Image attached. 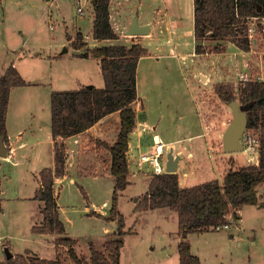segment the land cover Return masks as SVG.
<instances>
[{
  "label": "rangeland",
  "instance_id": "1",
  "mask_svg": "<svg viewBox=\"0 0 264 264\" xmlns=\"http://www.w3.org/2000/svg\"><path fill=\"white\" fill-rule=\"evenodd\" d=\"M50 1L0 0V76L2 65L7 61L6 65L13 63L27 82L12 91L7 128L11 137L4 136L8 150L0 157V264H7L5 242L12 253L31 252L30 255L47 259L56 257L61 264H74L68 248L56 243L65 235L38 233L33 229L44 221L45 201L37 198L44 187L39 172L54 164L48 132L51 94L55 90L91 85L105 87L99 58L73 56L77 52L76 43L84 44L83 52L89 54L93 47L105 42L93 37L91 3L81 16L76 0ZM122 1L118 9V2ZM112 11L111 22L116 30L121 20L119 13L129 18L140 16L142 25L152 26L151 32L143 36L126 35L128 39L118 40L127 45L141 42L148 48L138 64L136 84L140 100L135 107L140 121L136 133L131 135L136 161L129 165L130 171L139 169L140 155L153 149L156 134L163 142L166 138L184 139L180 142L182 149L173 150L175 155L182 150L177 171L182 187L214 179L222 181L229 170L249 164L242 151L230 153L223 149L222 134L233 120L232 109L219 98L215 87L218 83L231 85L239 95L237 87L241 82L237 72L264 69L261 24L251 42L253 51H243L238 45L227 42L226 52L217 53L213 51L215 42L211 39L195 40L194 0H113ZM128 27L129 24L125 28L121 26L120 31L124 34ZM199 42L206 47V53L196 52ZM63 49L68 50L64 53L66 58L53 62L52 56ZM111 121L104 138L110 143L117 137L121 123L117 117ZM20 127L25 134L17 139L16 130ZM99 139L103 141L86 137L84 147L74 151L68 172L76 177L77 183H71L70 177L60 188L55 183L58 211L65 223L66 235L76 239L75 248L87 259L92 253L91 245L104 251L105 241L117 231L115 221L92 214L97 207L96 212L101 209L109 212L115 184L114 176L108 174L110 154ZM170 149L167 145L162 158L164 165ZM93 162L99 165L101 172L95 174H103V177L88 176L95 171ZM77 165L86 177L73 173ZM153 170L152 163L147 162L140 173H130L131 183L119 196L118 209L125 216V228L135 230L124 237L120 264H180L178 213L174 212L172 218L165 221L158 210H135L147 193ZM257 188L258 202L244 205L231 228L188 236L192 252L198 255L201 264H264V183ZM91 203L97 207L91 208ZM172 238L176 240L174 244Z\"/></svg>",
  "mask_w": 264,
  "mask_h": 264
},
{
  "label": "trees",
  "instance_id": "2",
  "mask_svg": "<svg viewBox=\"0 0 264 264\" xmlns=\"http://www.w3.org/2000/svg\"><path fill=\"white\" fill-rule=\"evenodd\" d=\"M112 0H91L93 5L92 32L96 40L118 39L119 34L112 26L110 4ZM259 8L261 10H259ZM194 37L200 41L209 38L215 42L214 52L223 53L227 42H234L240 48L250 49L245 21L250 16H264V0H194ZM76 48L84 44L76 43ZM196 52L206 53L201 42L197 43ZM148 53V48L140 43L131 45L107 44L95 46L91 53L99 58L103 70V88L85 86L73 90H55L51 95V129L54 144V168L45 167L39 172L43 183L37 198L45 201L42 209L44 221L34 226V231L57 233L56 243L68 248V255L74 264H120L124 237L130 234L126 230L125 216L118 209V200L122 191L130 184L128 150L130 134L138 125L135 103L138 100L137 71L140 59ZM20 70L11 64L0 78V136L7 133V113L9 99L14 87L26 84ZM215 92L227 103L238 99L243 104H251L248 111V128H255L261 135L260 157L257 164H246L229 170L223 180L202 182L192 186H181L179 173H153L147 193L137 203L135 210L169 207L178 213V243L180 264H201L198 255L192 252L188 241L191 233L216 229L228 221V214L233 213L238 219V211L244 205H256L258 186L264 183V81L249 82L236 94L233 86L218 83ZM120 114V130L115 142L98 140L103 143L111 156L110 174L114 176L112 204L109 213L104 215L94 211L107 221H115L117 231L105 241V250L91 245L90 259L79 255L76 239L66 235L63 220L58 211V196L55 194V180L65 174L66 142L65 138L84 132L109 113ZM85 196L88 194L83 190ZM7 264H61L56 259L40 258L29 254H15L6 259Z\"/></svg>",
  "mask_w": 264,
  "mask_h": 264
},
{
  "label": "crops",
  "instance_id": "3",
  "mask_svg": "<svg viewBox=\"0 0 264 264\" xmlns=\"http://www.w3.org/2000/svg\"><path fill=\"white\" fill-rule=\"evenodd\" d=\"M46 2H51L50 0H45ZM112 2H113V0L111 1V4H110V13H111V20L113 19V17H114V13H113V11H112ZM121 5H123V1L122 2H118V9H121L120 8V6ZM117 15H120V22H119V28H118V30H116V28L113 26V24H112V26H113V28L115 29V31H117V33L119 34V38L118 39H107V40H104L103 42H105L103 45H107V44H125V43H123V42H119L118 40H122V38L123 37H125V38H127V36L126 35H128V33H127V30H125V32H124V34H123V32L122 31H120V28H121V26H122V28L124 27L125 28V26L126 25H130V23L132 22V19L135 17V16H133V17H130L129 18V15H121L120 13L119 14H117ZM139 17V24H141L140 23V16H138ZM93 19H94V15H93V18H92V21H93ZM112 23V22H111ZM92 24H93V22H92ZM149 24V23H148ZM142 25V24H141ZM150 26H151V24H150ZM151 28H152V26H151ZM151 30V29H150ZM80 31H82V29L80 30ZM86 35V34H85ZM88 35V34H87ZM128 39V38H127ZM114 40H116V41H114ZM109 41H111V42H109ZM118 41V42H117ZM95 43V42H94ZM141 43V42H140ZM232 43V42H231ZM234 43V42H233ZM235 44V43H234ZM103 45H101V46H103ZM142 45V44H141ZM144 45V44H143ZM142 45V46H143ZM98 46H100V45H98ZM242 49V48H241ZM64 51H62V52H59V53H56L54 56H52V61L54 62L55 60H57V61H60V60H64L66 57H65V55H64V53L66 52V51H68V50H65V49H63ZM75 50L77 51L76 53H74L73 54V56H75V57H77V58H82V59H90L91 57H94L92 54H90V55H88V56H84L83 54H85L86 52H83L84 50H83V48H75ZM243 51H246V50H244L243 49ZM226 52V51H225ZM247 52H249V51H247ZM7 64V61L6 62H4L3 63V65H2V70H3V74L5 73V71H6V68L9 66V65H11V64H13V63H11V64H9V65H6ZM139 64V63H138ZM14 65V64H13ZM5 68V69H4ZM138 72V71H137ZM2 74V75H3ZM198 74H200V76H201V73H198ZM1 75V76H2ZM1 76H0V78H1ZM91 86H93V85H91ZM14 89V88H13ZM13 89H12V91H13ZM76 89H80V88H76ZM12 91H11V94H12ZM60 91H65V90H60ZM52 95V94H51ZM10 97H11V95H10ZM51 98V97H50ZM138 100H140V98L138 97ZM137 100V101H138ZM9 101H10V99H9ZM8 112H9V110H8ZM8 115H9V113H7V119H6V124H7V128H9V124H8V119H9V117H8ZM110 117H111V120H113L115 117H117V119H118V123H120L121 121H120V114H119V112L118 111H115V112H112V113H109V115H106V116H104L103 118H101L100 120H98V122H96L95 124H93L92 125V127H90L89 129H87L86 131H84V132H80V133H77V134H74L73 136H69V137H66L64 140H65V142H66V146H67V148H66V156H65V158H66V169H65V174L63 175V176H59V177H57L56 178V180H55V183L57 184L56 186L58 187L59 186V188L62 186V182L65 180V179H67V178H69L70 177V182L71 183H77V181H76V177L74 178V177H72L71 176V173L70 172H68V171H70L71 170V167H70V165H71V163H70V165H69V161H72V156H74V151L76 150H78L80 147H84L83 146V142H84V138H91L92 136L93 137H95V138H101V139H103V141H105L106 139H104L105 137H106V135L108 134V132H109V124L112 122L111 120H110ZM137 120H138V109H137ZM139 121L140 120H138V123H139ZM120 125V124H119ZM146 125H147V123H146ZM142 126V125H141ZM111 129V128H110ZM17 132H16V137H17V139L18 138H22V136L25 134L24 132H25V130H23L21 127L19 128V129H17L16 130ZM49 133H50V141H51V143H52V147H51V153H52V158H54V144H55V140H53V137H52V129H51V122L49 123V131H48ZM7 133H8V136L9 137H11L10 135H9V131H8V129H7ZM136 133V131L135 130H133L132 132H131V134H130V138H131V135H133V134H135ZM202 133H200V134H197V136H200ZM155 137H156V139H163L160 135H158V134H156L155 135ZM166 138V137H165ZM186 139V138H185ZM83 140V141H82ZM115 140H116V137L114 138V140H112V143L113 142H115ZM167 140V141H166ZM166 140H165V142H166V144L167 145H169V146H171V149L173 148V150H175V149H182L181 148V146H182V144L180 143L182 140H184L183 138L182 139H170V138H166ZM109 142V141H108ZM110 143V142H109ZM22 144H24L23 142H21V145ZM134 146L132 145V138L130 139V142H129V150H128V153H127V156H128V161H130L129 163H130V165H131V162H135L136 161V156H134V148H133ZM184 147H185V145H184ZM170 149V150H171ZM108 151V150H107ZM109 152V151H108ZM181 152H182V150H179L178 151V154H176V155H178V156H180V160H179V162H178V172H179V169H180V162H181V159H182V155H180L181 154ZM80 153H83V152H80ZM174 153V152H173ZM110 154V153H109ZM175 155V154H174ZM110 157V166H111V156H109ZM247 157V156H246ZM168 161V160H167ZM94 163V169H95V171H93V173H91V174H89L88 176H95V177H103L102 175L103 174H99V173H101L100 172V168H97V166H99L98 164H96V162H93ZM54 166H55V158H54V164L50 167V166H48V167H50V168H54ZM137 166L139 167V164H138V162H137ZM78 167V165L76 166V168L74 169V171H73V173L76 175V176H87V175H85V174H82L81 173V171H79V167ZM139 173H140V171L141 170H137ZM137 171H133V172H131L130 171V173L131 174H135V172H137ZM95 172L97 173V172H99L98 174H95ZM108 174H110V168H109V173ZM69 175V176H68ZM110 176V175H109ZM151 178V177H150ZM41 179V178H40ZM41 181V180H40ZM130 183H131V180H130ZM60 184H61V186H60ZM0 187H1V185H0ZM84 187V186H83ZM58 189V188H57ZM0 190H1V188H0ZM60 191V190H59ZM58 192V191H57ZM56 192V193H57ZM90 197V196H89ZM59 198V197H58ZM135 200H136V198H135ZM136 202V201H135ZM57 203H58V206H60V204H59V202H58V200H57ZM93 205V206H92ZM95 206V208L97 207V205L96 204H93V203H91V208H93ZM0 207H1V202H0ZM60 208V207H59ZM98 208V207H97ZM95 209L96 211H98V209ZM242 209V208H241ZM240 209V210H241ZM151 210H158V211H160V214H162V216H163V219L166 221V220H169L170 218H172L171 216H173V214H174V212L175 211H173L172 209H170L169 207H166V208H156V209H151ZM239 210V211H240ZM101 211V212H100ZM99 212L100 213H102V214H104V215H107L109 212L108 211H106L105 209H101ZM137 211V210H136ZM146 211H148V210H146ZM238 211V212H239ZM60 212V211H59ZM108 212V213H107ZM137 212H144V211H137ZM177 213V212H176ZM92 216H94V215H92ZM60 218H61V216H60ZM65 224V223H64ZM128 230L130 231V234L131 233H134L135 232V230H134V228L133 227H131V228H128ZM115 231H116V229H115ZM114 231V232H115ZM42 233H44V234H51V235H53V233H45V232H42ZM172 233V232H171ZM178 235H179V233H178ZM177 237V236H176ZM172 240H174L173 241V243L172 244H174V242L176 241L175 239H173L172 238ZM6 243V247L9 249V245H8V242H5ZM5 243H3L2 244V246H4L5 245ZM61 245H63V244H61ZM5 246H4V248H6ZM11 250V249H10ZM27 253V252H26ZM26 253H24V254H26ZM14 255L16 254L15 252L13 253ZM17 254H22V253H17ZM30 254H32L31 252H30ZM29 254V255H30ZM40 257V256H39ZM40 258H42V257H40ZM45 258V257H44ZM56 258V257H55ZM54 258V259H55Z\"/></svg>",
  "mask_w": 264,
  "mask_h": 264
},
{
  "label": "built area",
  "instance_id": "4",
  "mask_svg": "<svg viewBox=\"0 0 264 264\" xmlns=\"http://www.w3.org/2000/svg\"><path fill=\"white\" fill-rule=\"evenodd\" d=\"M77 2V8L79 11V14L81 16H84L86 11L88 10L89 3H91V0H76ZM261 24V27H263L264 30V16L262 15H255L250 16L246 19L245 25L247 27V39L249 41L250 49L249 52L253 51L251 49V42L253 38L256 37L259 26ZM53 28V26H51ZM249 69L250 65L247 63ZM264 68V66H263ZM251 70V69H250ZM238 80L241 82V84L237 87V92L240 90L241 87H244L247 83L255 81V82H261L264 81V69L261 70V72H237ZM242 152L245 153L247 156V159L249 161V164H257L259 163V147L261 144V135L258 133V131L255 128H247L242 136ZM167 144L162 141V139H156V143L153 146V149H151L149 152H146L145 154H141L140 158L138 160L139 164V170H141L142 166L147 163L151 162L153 165V173L157 174H164L166 171V164L164 165L162 163V158H164L163 154L166 149ZM236 219L234 218L233 213L228 214V221L224 224H221L217 228H231L232 224L234 223Z\"/></svg>",
  "mask_w": 264,
  "mask_h": 264
},
{
  "label": "water",
  "instance_id": "5",
  "mask_svg": "<svg viewBox=\"0 0 264 264\" xmlns=\"http://www.w3.org/2000/svg\"><path fill=\"white\" fill-rule=\"evenodd\" d=\"M259 10H261L259 8ZM139 17L135 16L130 23L127 33L132 36H143L151 32L150 24H139ZM66 50V49H65ZM229 105L232 109L233 120L228 124L224 130L223 136V149L225 152L236 153V151H241L243 148L242 136L246 129L248 128V111L250 110L251 104H243L238 99L229 102ZM5 134L0 136V157H3L7 154L8 147L5 146L3 142ZM168 161L166 163V171L171 173H176L178 171V162L180 156L174 155L173 148L167 153ZM7 257L10 258L13 253L7 247Z\"/></svg>",
  "mask_w": 264,
  "mask_h": 264
}]
</instances>
